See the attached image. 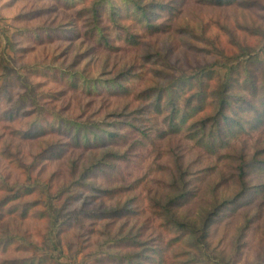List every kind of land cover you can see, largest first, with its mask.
Returning <instances> with one entry per match:
<instances>
[{
	"label": "rangeland",
	"instance_id": "obj_1",
	"mask_svg": "<svg viewBox=\"0 0 264 264\" xmlns=\"http://www.w3.org/2000/svg\"><path fill=\"white\" fill-rule=\"evenodd\" d=\"M157 1L162 3V10H158L161 14H157L159 26L155 31L145 33L137 48L109 52L89 39L71 36L76 15L69 4L58 0H0V63L9 72L8 77L0 78V178L10 184L23 180L15 157L28 163L34 158L41 162L44 152L61 144L57 134L29 133L23 137L30 119L47 121L64 114L108 117L122 127L120 121L132 117L122 112L150 104L154 97H149L162 89L157 126L148 138L150 149L141 152L137 146L125 155L119 152L132 177L139 180L143 176L144 180H139L136 188L87 205L108 210L126 205L130 212L121 218L86 220L77 229L69 228L64 238L75 241L78 237L98 251L115 235L134 237L141 245L123 248L122 252L127 257L134 253L140 264H264V127L247 123L255 114L245 113L243 128L228 129L225 144L215 152L207 142L208 134L202 132L195 138L191 132L194 127H181L169 119L181 113L171 116L165 104L168 85L181 103L188 95H195L194 101L201 98L194 92L199 93L200 87L201 93L210 90L228 71L221 61L229 66L238 63L241 72L244 65L239 61L260 69L264 61V0ZM167 4L172 12H166ZM57 66L83 70L91 77H112L129 69L126 73L132 83L131 95L91 93L93 88L84 83L66 85L62 74H56ZM13 103L18 111L9 112ZM203 105L204 110L197 107L192 111L188 122L213 112L210 103L205 101ZM41 121L34 125H46ZM165 127L169 132L162 137ZM105 151L71 149L63 158L40 166L42 176H54L58 183L72 169L79 170ZM243 159L247 168L240 176ZM99 181L105 186L120 183L104 177ZM5 192L0 190V198ZM173 197L175 215H169L173 217L169 220L177 217L185 226L168 222L161 208ZM40 211L31 208L24 219L5 212L0 220V237L20 233L39 240L45 228ZM203 233L205 237L200 240ZM66 247L64 244L65 254L58 264H80L69 258ZM26 253L6 242L0 246V264H9L3 261ZM104 262L96 261L94 253L84 259V264ZM23 264L55 263L45 260Z\"/></svg>",
	"mask_w": 264,
	"mask_h": 264
},
{
	"label": "trees",
	"instance_id": "obj_2",
	"mask_svg": "<svg viewBox=\"0 0 264 264\" xmlns=\"http://www.w3.org/2000/svg\"><path fill=\"white\" fill-rule=\"evenodd\" d=\"M58 1L64 2L65 5L69 4L75 9L76 23L71 36L89 39L95 46L109 52H120L125 48H128L127 50L137 48L144 34L147 32L152 34L159 26V19L156 17L162 10L160 7L162 3L157 0ZM166 12H172L169 4L166 6ZM46 31L50 32L49 29ZM242 62L244 71L241 72L237 69L238 63L229 66L226 61H221L228 71L223 78L218 79L216 85L212 86L210 90L203 89L204 97L203 93L200 92L202 87H200L199 93L194 92V94L201 95V98L195 101V95L190 97L188 95L185 101L181 103L177 98L178 96L174 95L175 90L172 86L166 87L168 99L165 104L168 105L169 114L173 116L172 113L176 114L178 111L181 113L178 116L169 117V119L177 125L181 124V127L182 125L185 128L189 127L188 129L194 127L191 132L195 133V138L202 132L208 134L207 138H210L207 142L212 147L214 146L215 152H219L220 146L225 144L228 129L237 131L239 128H243V115L245 113L252 112L255 114L254 119L247 123L253 122V126L264 127V61H262L260 69L248 61H239V63ZM5 67L0 63L1 79L9 76V72L4 69ZM57 69L59 71L56 74H62L63 82L66 85L76 86L84 83L85 86H89L88 88H93L91 93L105 92L112 95H123L129 94L132 90V83L129 81L131 80L129 79L130 75L126 73L129 69H122L112 77H91L83 70L65 69L63 66H57ZM166 84H170V82ZM176 88L178 89V86ZM163 92L160 89L155 96L149 97L150 99L154 97L152 102L150 100V104L143 105L133 112H131L132 110L122 112L125 117L132 115L129 120L122 119L120 121L122 127H119V124H114L108 117L93 119L91 116L75 117L64 114L46 119L47 121L35 120L30 117L32 118L31 121H27L30 128L25 130L27 132L26 134L24 132L23 137L29 133L36 136L38 134H57L62 138V142L54 146L53 149L44 150L46 152L43 153L41 162L34 158L28 163L15 157L16 165L23 173V180L20 178L10 184L7 179L0 178V190L6 191L5 195L0 198V220L4 218L5 212L13 213V215L24 219L28 217L31 208L34 210L41 209V215L45 219V228L40 234L39 240H30L20 233L0 237V246L6 242H12L18 248L28 252L25 256L3 262L23 264L47 260L58 264L60 257L65 254L64 244H66V248L71 253L69 258L80 264H84V259L92 257V253L95 254L96 261H106L104 264H140L134 253L127 257L122 252L123 248L141 245L140 241L134 237L115 235L108 240L106 247L97 251V249L92 250L93 247L90 248L89 245H85L78 237L77 240L72 241V239H65L63 234L71 227L74 230L83 226L86 220L89 222L96 220L94 222H97V220L102 219L121 218L130 212L126 205H119L116 209L109 210L90 209L87 205L100 198H109L136 188V184L140 183L139 180L141 182L144 180L143 176L139 180V177H132L129 168L123 166L124 159L120 158L119 152L121 151L125 155L132 147L140 146L141 152L148 148V138L152 137L154 127L157 126L158 112L164 96ZM205 101L210 103L213 112L199 119L196 116L188 122L195 108L199 107L201 111L204 110L203 103ZM14 111H18L15 103L9 108V112ZM40 121L45 122L46 125L38 127L34 125ZM186 122L189 124H185ZM150 126L153 127L152 130ZM168 132L165 127L160 134L165 137ZM80 147L107 151L98 158H92L79 170L72 169L69 176L58 183L54 176H42L40 166L45 165V162L63 158L71 149ZM50 152H52L51 155H48ZM240 163L242 166L239 168V175L244 176L247 162L243 159ZM259 165H262L261 161ZM35 170L37 171L35 172ZM101 177L109 179V182L114 180L120 183L105 186L102 181H99ZM127 183L128 185H125ZM174 201L175 197L169 199L161 207L167 217L175 215L172 210ZM170 217L167 219L168 222L178 226L186 225L177 217L169 220ZM72 233L74 235V232ZM204 237L205 233L202 234L200 240H203ZM75 244L78 247L74 248ZM104 245L100 244V246ZM80 256L82 257L81 261H77Z\"/></svg>",
	"mask_w": 264,
	"mask_h": 264
}]
</instances>
